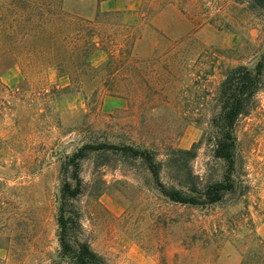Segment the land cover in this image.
Segmentation results:
<instances>
[{
    "label": "rangeland",
    "instance_id": "1",
    "mask_svg": "<svg viewBox=\"0 0 264 264\" xmlns=\"http://www.w3.org/2000/svg\"><path fill=\"white\" fill-rule=\"evenodd\" d=\"M95 3L63 6L91 22L95 71L0 59V264H67L58 258V197L61 181L73 182L63 163L84 145L149 149L167 186L177 178L170 150L198 145L189 169L201 183L220 176L207 139L216 89L234 67L264 66V9L252 0H142L133 26L114 13L95 20ZM173 3L180 29H164L161 10ZM110 78L112 93L103 88ZM235 136V191L206 207L167 201L138 161L107 155L101 165L88 152L72 202L79 238L108 264H241L264 240V68Z\"/></svg>",
    "mask_w": 264,
    "mask_h": 264
},
{
    "label": "trees",
    "instance_id": "2",
    "mask_svg": "<svg viewBox=\"0 0 264 264\" xmlns=\"http://www.w3.org/2000/svg\"><path fill=\"white\" fill-rule=\"evenodd\" d=\"M66 0H0V59L9 57L15 63L22 58L24 63L54 65L58 69L71 68L80 76L95 71L89 58L96 46V34L91 22L82 19L79 13L64 10ZM101 0H96L99 3ZM264 9V0H252ZM96 11L94 19L99 17ZM110 60L106 66H110ZM263 61L255 68L237 66L227 71L216 89L217 111L210 121L207 139L211 156L221 166L222 173L204 183L188 167V162L197 156L198 145L189 150H170L168 164L175 169V185L167 186L160 180L164 162L156 159L155 153L146 148L129 145L99 144L84 145L66 159L63 171L72 168V180L61 181L56 224L59 261L67 264H108L94 252L86 241L79 238L78 211L73 206L82 193V182L78 176L79 162L88 152L101 154V165L110 158L140 162L151 175L156 189L169 202L189 206L206 207L223 201L235 191V172L238 161V144L235 128L238 119L250 111L252 99L260 89ZM115 75L117 72L115 71ZM114 77V74H113ZM114 79V78H113ZM110 78L103 88L112 93L114 80ZM125 80V78H124ZM108 155V156H107ZM241 264H264V240L256 239Z\"/></svg>",
    "mask_w": 264,
    "mask_h": 264
},
{
    "label": "crops",
    "instance_id": "3",
    "mask_svg": "<svg viewBox=\"0 0 264 264\" xmlns=\"http://www.w3.org/2000/svg\"><path fill=\"white\" fill-rule=\"evenodd\" d=\"M176 5L173 3L161 10V20L164 22V29H171V27L174 30L180 29L178 23H182L180 22L181 20L176 18V14L173 17L170 15L171 12L175 13L173 10H175ZM141 6L142 0H101L99 3L94 4V11L91 17L94 18L96 11L99 13H114L119 16L123 25L133 26L139 21ZM184 25L187 24L185 23Z\"/></svg>",
    "mask_w": 264,
    "mask_h": 264
}]
</instances>
